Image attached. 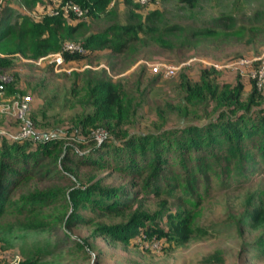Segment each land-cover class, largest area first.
I'll return each mask as SVG.
<instances>
[{
	"label": "trees",
	"instance_id": "trees-1",
	"mask_svg": "<svg viewBox=\"0 0 264 264\" xmlns=\"http://www.w3.org/2000/svg\"><path fill=\"white\" fill-rule=\"evenodd\" d=\"M19 1L26 7L39 6L40 12L32 17L18 7L0 5V75L20 57L37 60L59 51L63 65L89 59L104 48L111 55L121 54L139 32L156 30L159 14L152 9L142 15L136 10L140 0H122L127 20L93 31L86 16L113 13L106 9L109 0ZM176 1L191 7L198 0ZM66 2L77 4L83 15L64 13L60 5ZM48 7L58 12L47 13ZM222 20L232 25L233 17H216L213 21L221 28L192 29L191 34L237 36L243 32L242 27L228 31ZM171 27L181 29L176 24ZM154 38L165 41L159 34ZM69 41L80 44L82 50H64ZM46 65L52 69V63ZM217 72L213 66L202 67L197 80L181 73L174 84L176 101L156 106L160 125L136 133H130L124 123L134 119L138 102L104 69H73L70 73L75 77L65 92L46 90L41 82L29 87L27 92L42 102L27 112L26 119L40 135L32 129L28 137H0V239L7 243V235L43 234L30 241L34 252L20 246L23 256L18 264L80 263L91 258L96 237L154 250L152 243L178 245L204 235L207 229L194 224V208L181 201L198 205V188L201 184L207 188L212 176L227 186L242 185L255 171H264V88L257 89L252 79L236 72L232 83L217 81ZM152 76L150 84L160 77ZM24 93L15 73L8 80L0 79L2 96L20 100ZM68 94L81 110H74L68 124H62L58 114L51 116L47 111L60 103L56 96H62L64 103L71 100ZM169 111L198 118L181 127L162 128ZM84 164L94 167L87 180L78 178L75 170ZM105 165L123 175L121 184L101 182L103 177L95 170ZM34 181L38 185L30 184ZM177 198L179 204L172 208L169 199ZM228 217L245 251L264 255V187L244 192L241 209L230 211ZM82 226L89 227V234L75 236L74 230ZM251 232L252 237H246ZM99 259L96 254L94 261ZM219 259L218 250L204 257L205 262Z\"/></svg>",
	"mask_w": 264,
	"mask_h": 264
},
{
	"label": "rangeland",
	"instance_id": "rangeland-1",
	"mask_svg": "<svg viewBox=\"0 0 264 264\" xmlns=\"http://www.w3.org/2000/svg\"><path fill=\"white\" fill-rule=\"evenodd\" d=\"M2 4L18 7L32 17H36L40 12L39 6L26 7L19 0H0V5ZM106 9L114 11L111 14H99L95 17L86 16L91 30L103 29L112 21L125 22L127 20V7L122 0H109ZM152 9L159 10V14L156 15V30L147 33L139 32L137 37L130 40V46L126 47L121 54L111 55L108 49H100L96 51V55L89 59L84 58L64 63L60 70L51 69L46 65L51 60L50 57L29 60L19 56L20 58L14 59L13 64L0 76H5L8 80L13 73L16 74L17 82L25 91L23 97L28 96L29 98L28 111H31L42 102L40 97L27 92L29 87L36 82H41V86H45L46 90L54 88L58 93L65 92L75 77L70 73L73 69L78 71L87 68L91 70L104 69L107 76L121 82L126 91L134 97V101L138 102L134 119L124 123L128 131L130 133L147 132L156 130L160 125L156 117V106H160L166 101H176L174 84L178 81L181 73L185 72L189 79L197 80L199 69L202 67L213 66L211 64L221 65L235 59V56L238 55L248 57L264 51V0H198L191 7L176 0H157L154 3L142 2L136 10L144 15ZM223 15L233 17L232 25L226 23L228 20H222L221 23L225 29L229 31L242 27L243 32L237 36L232 33L216 36L191 34L192 29L221 28V25H217L213 19ZM175 24L179 25L181 29L169 28ZM251 27L253 29H250ZM157 34L165 41L156 40L154 36ZM153 62L179 64L180 67L173 77H158L150 84V80L154 77L148 69V64ZM213 67L218 71L217 81L232 83L236 78L235 72L230 69ZM139 74L141 76L137 81L136 78ZM247 85L248 82H246V89ZM67 97L71 100L64 103L62 96L59 98L56 96V101L60 103L54 104L47 111V114H51V116L58 114L57 119L60 118L59 123L62 122V124L64 122L68 124V117L73 116L71 114L74 110L77 112L81 110V105L72 100L74 98L72 94H68ZM14 100L12 97L0 94V137L10 138L20 130L22 125L20 119L15 121L14 116L3 109L7 106L11 107ZM211 116L213 117L214 114ZM196 118L198 117L192 118L189 115L181 117L175 111H169L164 117L162 128L181 127L187 122L195 121ZM38 131L33 129V133L37 136L40 135L37 133ZM100 132H97L99 136ZM96 168L98 177H103L101 182L104 185L117 186L124 178L108 165ZM75 170L78 178L87 180V176L94 172V167L84 164L79 165V168ZM30 184L38 185L35 181ZM25 186L27 187V185ZM263 187L264 171L261 170L251 174L242 185H235L232 182L227 186L212 176L207 188H204L202 184L198 188L200 193L198 205L191 207V203L181 201L183 206L194 208L192 211L194 224L197 223L207 229L204 235H195L185 243L178 245L172 243L160 247V244L152 243L156 248L154 250L144 248L145 245L122 244L96 237L91 258L83 259L77 264H264V255L256 250L245 251L236 231L228 224V213L241 209L244 192ZM179 192L177 190V194ZM177 200L178 198L169 199L172 208L179 204ZM152 201L151 199L146 201L150 207L154 205ZM86 213L93 214L88 210ZM104 219L109 220L110 218ZM16 234L7 235V243L0 239V264H13L15 260H21L23 255L20 246L34 252L30 241L34 237L41 239L43 236V234L35 233L19 236ZM73 234L75 236L87 235L89 227L77 228ZM252 235L251 232L246 234V237L251 238ZM216 250L219 251L220 259L205 262L204 257ZM96 254L100 258L97 262L94 261Z\"/></svg>",
	"mask_w": 264,
	"mask_h": 264
},
{
	"label": "built area",
	"instance_id": "built-area-1",
	"mask_svg": "<svg viewBox=\"0 0 264 264\" xmlns=\"http://www.w3.org/2000/svg\"><path fill=\"white\" fill-rule=\"evenodd\" d=\"M143 2L144 0H140ZM60 9L67 13L69 10L72 11L76 16H81L84 13V10L79 8L77 4L66 2L60 5ZM47 13L56 14L58 12V8L48 7L46 9ZM64 50L67 51H81L82 47L80 44L69 41L64 43L62 46ZM45 57H50L51 60L49 61L52 63V68L55 70H60L62 66V55L59 51L48 53L47 55L38 58L42 59ZM216 68L223 67L232 70L233 72L238 73L240 76L252 79L256 88L261 89L264 88V51L258 55L248 56V57H238L228 62H225L221 65L211 64ZM179 64H171L167 62H153L148 64V69L152 73H158L162 78H170L173 77L177 70L179 69ZM0 79L6 80L5 76L1 77ZM28 96L22 97L20 100H14V103L11 107L7 106L4 107V111L10 112L14 119H20L22 125L20 130L16 132L11 137L14 138H23L28 137L32 133V128L28 120L26 119L27 112L29 110L28 104ZM19 259V258H18ZM19 260H15L13 264H18Z\"/></svg>",
	"mask_w": 264,
	"mask_h": 264
}]
</instances>
